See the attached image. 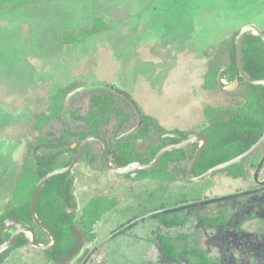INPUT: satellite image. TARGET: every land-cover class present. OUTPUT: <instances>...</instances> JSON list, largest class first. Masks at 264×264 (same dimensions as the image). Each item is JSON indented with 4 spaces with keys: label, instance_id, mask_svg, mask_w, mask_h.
<instances>
[{
    "label": "rangeland",
    "instance_id": "obj_1",
    "mask_svg": "<svg viewBox=\"0 0 264 264\" xmlns=\"http://www.w3.org/2000/svg\"><path fill=\"white\" fill-rule=\"evenodd\" d=\"M96 17L106 28L82 42H61L64 31L87 29ZM248 23L264 32V0H36L20 8L5 5L0 11V213L39 134L35 115L47 111L58 90L86 87L43 124L44 138L66 128L87 129L77 115L89 109L97 84L110 85L129 115L120 132L149 115L166 132L188 136L208 124V109L231 104L232 92L207 90L203 84L211 57L235 44L239 29ZM241 90L240 84L235 92ZM118 91L130 95L142 114ZM114 127L112 119L105 127L108 138H114ZM160 134L151 129L150 137L135 138L137 152L147 156L160 143ZM92 144L94 153H100V142ZM188 162L176 166L185 168ZM174 166L166 170L175 178L171 181L146 172L138 177L116 174L104 169L100 158L80 160L69 174L77 214L96 195H113L118 204L94 225V238L83 241L66 264H264V144L234 168L243 173L239 176L228 166L193 181ZM43 237L50 242L49 235ZM1 264L55 263L26 244Z\"/></svg>",
    "mask_w": 264,
    "mask_h": 264
},
{
    "label": "trees",
    "instance_id": "obj_2",
    "mask_svg": "<svg viewBox=\"0 0 264 264\" xmlns=\"http://www.w3.org/2000/svg\"><path fill=\"white\" fill-rule=\"evenodd\" d=\"M36 0H0V11L7 4L14 8H20L32 4ZM106 28V23L101 17H96L92 26L78 32L64 31L61 37L63 44L82 42L95 32ZM236 59L235 44L228 46L225 52L211 57V63L205 78L203 87L207 90H215L222 86L220 79L232 80L239 76L238 68L233 63ZM241 60L244 71L250 78L264 79V41L252 31L246 32L242 39ZM232 61V62H231ZM222 67L221 75L218 73ZM242 90L232 92L233 100L225 107H216L206 111L208 124L202 130L207 137V144L203 148L201 156L195 163L192 174L199 175L212 166L226 161L247 150L255 143L264 132V85L251 84L239 77ZM61 88L52 97V103L43 111L35 115L34 127L39 132L36 140L26 153L20 170L15 176L14 190L7 200L6 207L0 213V244L9 239L11 231L6 228L3 221L7 217H16L21 221L34 225L36 240L45 242L46 231L33 222L30 211V201L38 181L49 171L67 166L73 159L77 146L90 134L104 135V128L115 120L114 133H117L128 121L129 115L122 109L120 101L116 98L112 89L96 85V92L91 95L89 109L83 115H77L79 120L86 123V130L64 129L58 136L49 139L40 135L42 126L50 118L57 117L64 106V97L71 89ZM63 98V101L61 100ZM143 123L134 132L115 141V146L109 154L114 157L116 167H124L134 162H150L156 153L169 143H178L186 139L166 137L163 138L165 129L149 115H142ZM153 129L160 134V143L148 152L147 156L137 152L134 139L137 137H150L149 131ZM76 138V147L71 139ZM168 140V142H167ZM92 142L87 145L85 153L91 152ZM198 143H192L187 147L175 148L166 152L160 161L150 170H141L140 174L159 175L162 178L173 181L175 179L166 173L171 162L175 163V171L186 178V167H177V163L190 161ZM68 153L67 155H63ZM84 156L82 159H85ZM245 160V159H244ZM243 160V161H244ZM231 165L226 170L233 172L234 168L243 162ZM234 169V170H233ZM154 172V173H152ZM160 173V174H159ZM163 173V174H162ZM70 172L51 177L44 184L36 202V214L39 220L49 226L56 237V244L51 250H44L48 260L55 264H66L76 255L83 241L92 240L95 236L93 227L102 217L114 209L118 201L115 197L96 195L84 204L79 215L76 211L68 213L66 206L75 207V197L72 191V179ZM241 172H233L234 176L242 175ZM28 244L25 233L20 234L14 245L0 253V264L9 252Z\"/></svg>",
    "mask_w": 264,
    "mask_h": 264
},
{
    "label": "water",
    "instance_id": "obj_3",
    "mask_svg": "<svg viewBox=\"0 0 264 264\" xmlns=\"http://www.w3.org/2000/svg\"><path fill=\"white\" fill-rule=\"evenodd\" d=\"M249 31H252L254 34L261 37V39L264 41V32L258 26H256L253 23H248V24L243 25L239 29V31L236 35V40H235L236 59H235V61H233V63L236 64V66L238 68L239 76L242 79H244L245 81H247L251 84H254V85H264V79L250 78L243 69L242 60H241L242 39H243V36L245 35V33L249 32ZM97 85L107 87V88H112L110 85H107V84H97ZM236 86H237V78L235 79V81H233V83H231L229 85H225V86H223V88L225 90L230 91V90L235 89ZM84 88H86V87L80 86V87L76 88L75 90H71L65 97L63 108H65V106L68 104L69 99L73 95H75V93H77L80 90H83ZM118 92L121 95H123V97H125V99H127L131 102V104L135 107L138 115L142 114L140 112L137 104L131 99L130 95L126 94L124 91H118ZM140 124H141V122H139L137 125H135L133 128H131L128 132L135 131ZM163 136L164 137H175V138L181 137L180 134L175 133V132H167ZM92 140H99L102 142V144L104 146L103 158H104V164H105L106 169H108L109 171H113L114 173H118V174H125V173L129 172V173H131V175H137L140 173L141 170H149V169L153 168L160 161L161 157L166 152H168L172 149L186 147L192 143L199 142L202 140V143L198 146L193 157L190 159V161L188 162L187 167H186V179L197 181V180H201V179L213 174L216 171H219V170L224 169L228 166H231V165H234L240 161H243L244 159L251 156L255 151H257L264 144V132L261 135V137L255 143H253L247 150H245L244 152H242L239 155L234 156V157H232L226 161H223L221 163H218V164L212 166L211 168H209L208 170H206L205 172H203L199 175H193L192 169H193V166L195 165V163L197 162V160L199 159V157L201 156L203 148L207 144V137L201 131H195L193 133H190L186 140H182L178 143H172V144L165 145L156 153V155L154 156V158L150 162H147V163L134 162V163H131L130 165H127L126 167H113V166H111V164L109 162L108 143H107V140L105 139V137H103L99 134L89 135L79 143V145L77 147V151L75 153V156L73 157L72 161L67 166L59 167V168H56L52 171L47 172L38 181V183L35 186V190H34V193L31 197V201H30V211L32 214L33 222L49 234L50 242L48 244H43V243L37 242L34 225L32 223L21 221L16 217H7L4 219L3 224L5 225L6 228L12 229V232H11L9 239L0 244V253L3 250H6V249L12 247L14 245L17 237L22 233L26 234L27 241H28L29 245L34 246V247H36L40 250H43V251L53 249V247L56 244L55 233L53 232V230L49 226L43 224L39 220V218L37 217L36 208H35L37 199L39 197V194H40L44 184L46 183V181L48 179H50L53 176L59 175V174L70 172L72 170V168L80 161L81 155H82L86 145L89 142H91ZM75 146H76V144L73 143L72 148H74ZM65 208H66V211L68 213H72L73 211H75V208H73V207L71 208V207L66 206ZM2 230H3V227L0 226V232Z\"/></svg>",
    "mask_w": 264,
    "mask_h": 264
},
{
    "label": "flooded vegetation",
    "instance_id": "obj_4",
    "mask_svg": "<svg viewBox=\"0 0 264 264\" xmlns=\"http://www.w3.org/2000/svg\"><path fill=\"white\" fill-rule=\"evenodd\" d=\"M232 62V61H231ZM225 69V67H222V69H220V71H219V73H218V79H219V77H220V75H221V71L222 70H224ZM239 74V73H238ZM239 77L240 76H237V77H235L234 79H232V80H227L226 78H221L220 79V81H224V82H227V84L226 85H229V84H231V83H233V81H235V79L237 78V86H236V88L235 89H233V90H230V91H228V90H226V91H228V92H235L237 89H238V87H239V85L241 84V80H239ZM242 85V84H241ZM223 86H225L224 84L222 85V86H220L221 88H223ZM224 89V88H223ZM225 90V89H224ZM131 103V102H130ZM135 108V107H134ZM208 121V120H207ZM139 122H141V124L138 126V128L142 125V123H143V120L142 119H140V121ZM138 122V123H139ZM137 123V124H138ZM136 124V125H137ZM207 125H204V127L202 128V130L206 127ZM133 128V127H132ZM137 128V129H138ZM136 129V130H137ZM130 130V129H129ZM129 130H127V131H124V132H120V130L117 132V133H114V138L113 139H111L110 137L108 138V136L106 135V133H105V128H104V135H101V136H103V137H105V139L107 140V143H108V154H109V151H112L113 150V147L115 146V141H118V140H120L121 138H124V137H126L127 135H129V134H131V133H134L135 131H130V132H128ZM202 130H201V132H202ZM120 132V133H119ZM165 133H167V132H165ZM165 133H163V135L165 134ZM178 134H180V138H176V139H181L183 136L181 135V133H178ZM90 135H92V134H90ZM162 135V136H163ZM89 136V135H88ZM163 138H166V137H164L163 136ZM172 138V137H171ZM173 138H175V137H173ZM187 139V138H186ZM186 139H184V140H186ZM94 141H97V142H100V146H101V148H100V153H94V145L95 144H91V146H92V148H91V152H88V153H85V149H86V147H87V145L88 144H90L91 142H94ZM182 141V140H181ZM91 142H89L87 145H86V147H85V149H84V151H83V153H82V155H81V159L80 160H83L82 158L84 157V156H87L88 157V160L89 161H94V160H96V158H100L101 159V162H102V167L104 168V169H106V167H105V164H104V158H103V148H104V146H103V144H102V142L101 141H99V140H92ZM167 142H168V140H167ZM169 143V142H168ZM169 144H171V143H169ZM198 146H199V144H198ZM76 147V146H75ZM78 147V146H77ZM187 147V146H186ZM181 148H183V147H181ZM76 151H77V149H76ZM75 156V155H74ZM114 157H113V155L112 154H109V162H110V164H111V166H113V167H116V165H115V162H114ZM186 162H188V161H186ZM141 163H143V162H141ZM182 163V162H181ZM170 164H174V162H171ZM128 165H130V164H128ZM124 167H126V166H124ZM194 167V166H193ZM107 171H109L108 169H106ZM110 172H113V171H110ZM141 172V171H140ZM114 173V172H113ZM116 174H118V173H116ZM125 175H127V176H129V177H135V176H139L140 175V173L139 174H137V175H131V173H129V172H127V173H125ZM70 179H72L71 177H69ZM107 196V195H106ZM109 197H114L113 195H110ZM72 208V207H71ZM73 208H75V211H76V206L75 207H73ZM74 212V211H73ZM72 212V213H73ZM49 235V234H48Z\"/></svg>",
    "mask_w": 264,
    "mask_h": 264
}]
</instances>
